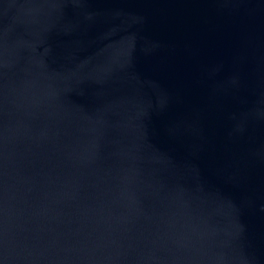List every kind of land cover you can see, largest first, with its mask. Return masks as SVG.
<instances>
[{"label":"water","instance_id":"1","mask_svg":"<svg viewBox=\"0 0 264 264\" xmlns=\"http://www.w3.org/2000/svg\"><path fill=\"white\" fill-rule=\"evenodd\" d=\"M0 264H264V0H0Z\"/></svg>","mask_w":264,"mask_h":264}]
</instances>
